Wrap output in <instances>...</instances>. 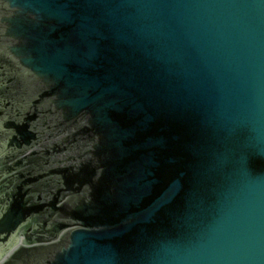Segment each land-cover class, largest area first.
Wrapping results in <instances>:
<instances>
[{"label": "water", "instance_id": "obj_1", "mask_svg": "<svg viewBox=\"0 0 264 264\" xmlns=\"http://www.w3.org/2000/svg\"><path fill=\"white\" fill-rule=\"evenodd\" d=\"M2 163L11 264H264V0H0Z\"/></svg>", "mask_w": 264, "mask_h": 264}, {"label": "flooded vegetation", "instance_id": "obj_2", "mask_svg": "<svg viewBox=\"0 0 264 264\" xmlns=\"http://www.w3.org/2000/svg\"><path fill=\"white\" fill-rule=\"evenodd\" d=\"M3 165H5V163H2L0 164V170L2 169L3 170ZM10 177L8 176H4V177H1L0 178V197L4 198L5 196V200L8 204H10L12 201L11 199L13 198V195L16 193V190L17 188H15V183L14 184H9L11 179H9ZM9 180V181H8ZM27 189H29L27 187ZM33 193V191H32ZM32 199V195L28 196L27 197V200H31ZM1 200V198H0ZM37 212L39 210H36ZM43 215L41 214V217ZM44 217V216H43ZM42 217V218H43ZM36 218H39V217H36ZM31 229V226L29 225H23L21 228H20V231L18 232V234H24V233H27L30 231ZM24 232V233H23ZM17 234V235H18ZM16 243V241H10L9 243H3L1 246H0V263L3 261V259H6V264H11L14 260V254H11V252L7 251V249H11L12 245H14Z\"/></svg>", "mask_w": 264, "mask_h": 264}]
</instances>
